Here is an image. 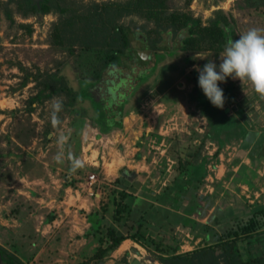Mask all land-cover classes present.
Returning a JSON list of instances; mask_svg holds the SVG:
<instances>
[{"label": "rangeland", "instance_id": "obj_1", "mask_svg": "<svg viewBox=\"0 0 264 264\" xmlns=\"http://www.w3.org/2000/svg\"><path fill=\"white\" fill-rule=\"evenodd\" d=\"M108 2H119L123 7L134 3L133 0H54L51 5L56 7V3L62 7L69 4L73 10L81 11L83 6ZM163 6L169 13L196 19L202 33L204 28L213 25L217 12H221L220 17L222 15L230 24L233 21L238 38L250 28L264 29V19L253 13L256 9L264 15V0H165ZM130 11V14L119 17L117 23L131 30L144 29L147 42L144 44L132 37L130 47L135 51L148 50L147 47L160 40L159 27L155 21L144 18L142 11L136 12L135 7H130ZM8 12L10 18H7ZM23 12L20 0H0L2 248L22 264H91L86 262L98 243L93 238L84 237V231L89 228L86 221L89 210L97 207L87 206L82 201L86 197L87 176L95 174L98 185L94 188H99L98 193L106 194L103 197L109 203L105 214L108 224L114 209L109 190L114 188L113 182L119 176L120 168L137 174L139 185L131 195L161 196L175 175V150L187 144L198 146L203 138L205 142L197 160V172H205L206 175L195 193L202 213L195 216L198 225L213 224L216 232V224H230L228 222L236 218L241 219L258 208H264V99L255 92L251 83L229 77L226 82L219 83L226 98L223 108H227L220 117V125L227 126L222 125L218 133L207 129V119L201 115V106L196 103L200 93L197 69L214 62L218 70L223 52L216 55L207 37L197 41L198 45L195 43L193 49L184 54L190 56L192 62L178 77H172L174 70L171 67H164V73L161 70L156 80L126 111L123 128L112 130L108 137L99 138L97 130L90 124L89 115L79 104L74 109L77 112L82 110L80 116L74 114L72 106L67 108L63 105L59 113L62 125L59 129L53 127L51 103L54 98L70 103L64 95L31 104L32 111L29 105L37 92L46 94L44 84L40 82L47 81L52 74L65 78L72 89L76 87L75 77L92 81L106 53L60 44L55 25L61 15L56 8L44 14ZM181 22L178 25L167 22L164 26L172 31L170 27L176 30ZM171 46L176 47L177 44ZM120 62L119 73L131 79V85H136L140 79L138 73L152 66V57L145 64L140 63L136 56ZM103 72L101 83H94L91 87L95 100L105 89L104 83L110 84L118 78L109 68ZM82 88L81 97H84L89 90L88 83ZM173 89L179 92L176 103L172 99L174 96L166 97L167 92ZM87 107L92 112L96 108L94 105ZM68 130H71V138L66 148L70 147L76 156L86 161L83 169L72 174L67 159L63 164L53 159L58 151V134ZM47 131H50L48 135ZM207 133H210L209 138L205 137ZM216 152L218 155L214 157ZM186 196L185 202L175 208L180 214L190 205L191 199ZM50 212H55L57 221L55 219L47 225L46 218ZM126 222L125 225L113 224L125 234L128 230L126 225L130 224ZM185 230L177 226L173 231L175 241L180 245L179 252L190 251L191 245L188 244L191 241L185 239ZM193 232L199 234V229ZM211 233L208 231L207 235ZM202 236L204 234L200 238ZM202 244L201 241L198 246ZM257 246L260 248L262 242ZM193 248L192 245L191 250ZM114 254L108 256L103 264L130 262L129 259H116ZM139 261L159 264L147 250L142 251Z\"/></svg>", "mask_w": 264, "mask_h": 264}, {"label": "trees", "instance_id": "obj_2", "mask_svg": "<svg viewBox=\"0 0 264 264\" xmlns=\"http://www.w3.org/2000/svg\"><path fill=\"white\" fill-rule=\"evenodd\" d=\"M133 1V4L127 6L128 8L123 7L119 2H108L86 5L83 6V11H80L73 10L69 4L58 7L55 3L56 7H54L51 5L54 4V0H20L21 6L24 7L23 13L26 14L35 12L44 14L56 8L61 15V19L55 25L56 37L58 41L60 40V44L83 48L86 51L106 53L96 70L94 81L84 80L77 76L78 78L75 77L74 81L76 87L72 89L65 78L52 74L47 81L40 82L44 84V91L47 92L44 94L39 91L34 94L31 97L29 110L32 111L31 104L64 95L70 103L63 101V105L67 108L72 106L74 109V106L79 104L89 115L91 126L97 130V137H108L112 130L120 131L123 128L122 120L126 111L133 106L148 85L156 80L157 74L161 70L164 73V67H171V70H174L172 77H178L191 64L190 56H184V54L193 49L195 43L198 45L197 41L207 37L214 47L215 54L218 55L224 50L229 39H238L235 24L233 21L230 24L226 18H222V15L220 17L221 12L216 13L217 17L213 25L204 28V33H202L196 19L184 14L175 15V13L167 12V7L163 6L165 0ZM130 7H135L136 12L142 11L144 18L155 21L159 27L157 33L160 39L147 47L151 52L152 66L138 73L140 79L136 85H131V79L127 76L118 75V67L121 66L120 61L123 59L126 61L136 56L140 63L145 62L130 47L132 37L144 44L147 42L145 30L142 28L131 30L128 26L117 23L119 17L131 13ZM253 13L261 20L264 19L263 13L258 10L255 9ZM6 14L7 18L11 17L9 12ZM167 22L177 25L181 22V25L176 30L173 27H170L172 31L166 30L164 25ZM174 43L177 44L176 47L171 46ZM172 61L175 63L170 64ZM108 68L114 76L118 77L117 81L115 78L110 84L105 85L104 83L105 89L99 92V99L95 100V96L91 95V87L94 83H101L104 77L103 71ZM86 82L89 90L86 91L87 95L81 97V93L84 92L82 87ZM177 93L179 92L173 89L167 92L166 97L174 96L172 99L176 103ZM197 96L196 103L201 106V115L207 119V129L209 131L214 129L218 133L223 126H227L226 124L220 125V117L222 113L227 112V108L215 107L201 88ZM87 105L92 107L94 105L96 108L92 112ZM74 112L76 116L82 114V110L77 112L76 108ZM49 133L50 131H47L46 134ZM209 136L210 133H207L205 137L209 138ZM204 142L205 138L198 146L187 144L175 150V175L171 183L165 186L161 196L141 195L150 202L142 200L137 203L133 194L131 195L139 185L136 179L137 174L127 168L118 170L119 176L113 182L114 188L109 190L111 202L114 205L111 222L108 224L106 222L105 214L108 212L109 203L104 201L105 192H101L98 208L87 214L86 221L89 228L84 231V237L95 239L98 247L86 263L103 264L106 258L115 252L125 240H131L152 253L159 264H264V208H258L241 219L236 218L228 222L230 224L222 226L216 224L218 227L216 232H214L213 224L209 226L207 223L206 226H202L190 219L192 214H202L195 193L206 175L205 172L202 174L197 172V160ZM217 155L218 152L214 154V157ZM139 157L140 154L137 159ZM186 195L191 199L190 205L180 214L175 208L185 202L183 200H186ZM154 203L159 204L154 205ZM56 217L55 212H50L46 218L47 224H51ZM134 217L138 219L135 221ZM112 221L121 224L127 223L126 221L130 222L128 226L126 225L127 233L124 234L118 230ZM134 223L135 227L132 228ZM177 226L184 229L190 228L191 232L199 229L198 235L204 234L203 244L190 251L179 252L180 245L175 241L173 234ZM208 231L212 233L207 235ZM260 242L262 246L258 248L257 243ZM0 258L6 264H22L16 256L1 246Z\"/></svg>", "mask_w": 264, "mask_h": 264}, {"label": "clouds", "instance_id": "obj_3", "mask_svg": "<svg viewBox=\"0 0 264 264\" xmlns=\"http://www.w3.org/2000/svg\"><path fill=\"white\" fill-rule=\"evenodd\" d=\"M220 61L218 70L217 64L214 62H208L202 69H197L199 72L198 84L215 107L221 109L224 107L226 98L219 83L226 82L229 77L239 79L242 83H251L255 92L264 99V29L250 28L240 34L238 39H229L220 56ZM62 110L63 101L60 98H54L51 103L50 117L54 128L59 129L62 125L59 118V113ZM70 138L71 130H68L67 133L61 131L58 134L56 138L58 151L53 159L58 164H63L67 159L70 174H72L83 169L86 166V161L76 156L70 147L66 148Z\"/></svg>", "mask_w": 264, "mask_h": 264}, {"label": "crops", "instance_id": "obj_4", "mask_svg": "<svg viewBox=\"0 0 264 264\" xmlns=\"http://www.w3.org/2000/svg\"><path fill=\"white\" fill-rule=\"evenodd\" d=\"M99 194V196H98V199H95V198H97V197H95V198H93V199H89V198H87V195H86V197H83L84 199L82 200V201H84V203H86V205L88 206V205H90V206H92V207H97L98 208V203H99V200H100V195H101V193H98ZM134 196V198H135V201L137 202V203H139V202H142V200H145V202H150L147 198H145V197H142V196H139V195H133ZM80 198V197H79ZM90 201V202H89ZM97 201V202H96ZM80 202H81V200H80ZM94 202H96V206H95V204H94ZM154 205H158V204H156V203H154ZM91 210H93L92 208L89 210V211H91ZM195 216H199L198 214H192L191 216H190V219H192V220H195V222L197 223V218L195 217ZM138 219V217H134V220L136 221ZM202 220V219H201ZM55 221V220H54ZM53 221V222H54ZM56 221H57V217H56ZM52 222V223H53ZM57 223V222H56ZM47 225H49V224H47ZM202 225V224H201ZM133 227H135V223L133 224V226H132V228ZM186 229V228H185ZM178 230V228L176 229V231ZM185 234H184V236H185V239L187 238V239H189L191 242V244H188L189 246H190V248H189V250H191V248H192V245L194 246V248L195 247H198V244H199V242L201 243V241H202V243H203V240H202V238H200L201 236L200 235H198V234H195L194 232H191L190 231V228H188V229H186L185 230ZM174 234V233H173ZM197 236H199V237H197ZM194 241V242H193ZM187 243V242H186ZM185 243V244H186ZM197 245V246H196ZM182 246V245H181ZM182 248V247H181ZM193 248V249H194ZM142 251H145L140 245H138V244H136V243H134L133 241H131V240H125L121 245H120V247L115 251V254L114 255H116L114 258H118V259H120V260H122V259H129V261H131L133 258H131V257H135V258H137V259H139V260H141V255H142ZM116 258V259H117Z\"/></svg>", "mask_w": 264, "mask_h": 264}, {"label": "built area", "instance_id": "obj_5", "mask_svg": "<svg viewBox=\"0 0 264 264\" xmlns=\"http://www.w3.org/2000/svg\"><path fill=\"white\" fill-rule=\"evenodd\" d=\"M97 183H98V179L95 174H90L87 176L85 184H86V195L89 198H95L99 196L98 188L97 189L94 188L96 185H98Z\"/></svg>", "mask_w": 264, "mask_h": 264}, {"label": "water", "instance_id": "obj_6", "mask_svg": "<svg viewBox=\"0 0 264 264\" xmlns=\"http://www.w3.org/2000/svg\"><path fill=\"white\" fill-rule=\"evenodd\" d=\"M136 54L143 58L145 61L150 59V52L147 50H138L136 51ZM128 264H142L141 261H139L137 258H133Z\"/></svg>", "mask_w": 264, "mask_h": 264}, {"label": "flooded vegetation", "instance_id": "obj_7", "mask_svg": "<svg viewBox=\"0 0 264 264\" xmlns=\"http://www.w3.org/2000/svg\"><path fill=\"white\" fill-rule=\"evenodd\" d=\"M144 50H146V49H144ZM150 58H151V57H150ZM118 75H119L120 77H121V76L125 77L124 75H122V74H120V73H119ZM0 264H6V262H3L2 259L0 258Z\"/></svg>", "mask_w": 264, "mask_h": 264}]
</instances>
